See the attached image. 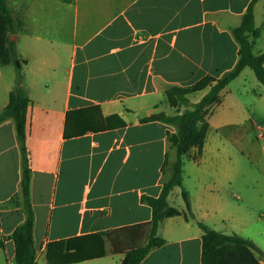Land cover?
Listing matches in <instances>:
<instances>
[{
  "label": "crops",
  "instance_id": "obj_1",
  "mask_svg": "<svg viewBox=\"0 0 264 264\" xmlns=\"http://www.w3.org/2000/svg\"><path fill=\"white\" fill-rule=\"evenodd\" d=\"M252 1L6 0L14 19L9 38L30 99L26 142L37 264L65 260V245L62 253L53 245L76 238H83L73 243L81 253L105 255L72 264H121L125 238L115 252L106 235L102 247L92 236L124 228L141 232L138 245L147 244L153 216L142 198H158L169 180L170 167L162 168L166 155L170 164L176 159L168 136L177 128L141 119L191 109L210 88L188 96L189 106L181 108L170 106L166 88L221 78L236 66L233 30ZM254 30L253 53L264 55V0L254 5ZM18 75L0 57V113ZM222 96L201 155L194 148L185 157L183 187L197 221L252 241L264 264V86L246 68ZM92 107L110 130L66 138L68 113ZM259 164L261 171L253 170ZM21 182L20 145L7 120L0 125V264H16L11 235L26 220ZM167 203L182 215L161 222L158 236L166 244L142 264H201L203 232L185 219L181 188Z\"/></svg>",
  "mask_w": 264,
  "mask_h": 264
},
{
  "label": "trees",
  "instance_id": "obj_2",
  "mask_svg": "<svg viewBox=\"0 0 264 264\" xmlns=\"http://www.w3.org/2000/svg\"><path fill=\"white\" fill-rule=\"evenodd\" d=\"M257 1H252L243 16L241 25L233 30L234 38L239 45V60L236 66L221 78L207 75L189 87L170 86L166 88L168 102L173 108L188 107V96L210 88L201 101L191 109H186L185 112L176 116L160 113L141 119L142 123L162 122L177 128L176 133L168 136L172 148L176 150V159L170 164L168 156L166 155L165 157L162 170L165 171L167 167H170L171 176L169 180L163 183L160 196L158 198L146 196L142 198V202L152 209L153 216L150 223L148 241L145 246L138 245V241H141L144 235L141 232H133L136 229L124 228L112 233L92 236L99 239V244L102 247V236L106 235L111 240L115 252L119 250V244L120 246L124 244L122 238H125L129 244L124 246L125 248L121 251L125 252V258L121 264H142L152 250L161 248L166 244V241L158 236L161 222L166 218L182 215L180 211L168 207V197L175 188H181L182 190V198L187 210L184 214L185 219L195 221L203 232L201 264H260L254 252L261 253V251L255 243L238 235H226L217 232L205 223L197 221L191 211L189 193L183 187L185 157L194 148L198 149V153L201 155L209 131L208 119L213 113V108L221 103L222 94L227 86L238 78L246 68L251 69L258 82L264 86V55L258 56L253 53L254 39L250 40L251 36L257 37V33L254 30V5ZM13 33L14 19L12 12L6 0H0V57L3 63H13L19 71L15 92L11 95L9 105L0 113V125L7 120H13L15 125L22 154L21 190L24 212L26 214L25 222L14 230L11 239L15 245L16 264H37L33 237L34 212L30 201L31 170L26 142L27 110L30 105V99L21 86L20 62L13 48L14 43L9 38ZM106 121L107 119L102 116L100 109L97 107L71 111L67 116L65 137L75 138L88 132L110 130L105 124ZM79 239L83 238L70 239L53 245L61 253L64 245L67 250L65 260L55 264H72L105 255L103 250L98 254L81 253L79 248L73 247V243ZM3 246L4 243L1 240L0 247ZM51 246L49 247V252L51 251Z\"/></svg>",
  "mask_w": 264,
  "mask_h": 264
},
{
  "label": "rangeland",
  "instance_id": "obj_3",
  "mask_svg": "<svg viewBox=\"0 0 264 264\" xmlns=\"http://www.w3.org/2000/svg\"><path fill=\"white\" fill-rule=\"evenodd\" d=\"M14 36H12L11 38H13ZM15 41V39H13V42ZM18 47H19V45H18V43H17V41H16V43H15ZM262 143V142H261ZM235 146V149L236 150H238V148L240 147L239 145H234ZM261 164V163H260ZM257 165V166H255L254 168H253V170H256V171H258V172H260L261 171V165ZM175 200H179V198H175ZM255 253V252H254ZM255 257H256V255H255ZM257 258V257H256ZM259 260V259H258Z\"/></svg>",
  "mask_w": 264,
  "mask_h": 264
}]
</instances>
